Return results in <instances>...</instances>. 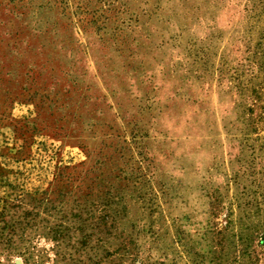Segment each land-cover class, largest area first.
I'll list each match as a JSON object with an SVG mask.
<instances>
[{
    "label": "rangeland",
    "instance_id": "374dc122",
    "mask_svg": "<svg viewBox=\"0 0 264 264\" xmlns=\"http://www.w3.org/2000/svg\"><path fill=\"white\" fill-rule=\"evenodd\" d=\"M0 264H264V0H0Z\"/></svg>",
    "mask_w": 264,
    "mask_h": 264
}]
</instances>
